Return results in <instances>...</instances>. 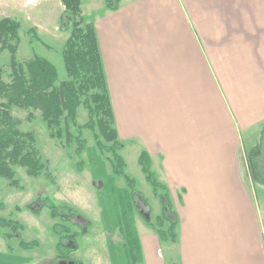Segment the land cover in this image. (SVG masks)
Segmentation results:
<instances>
[{"label": "crops", "instance_id": "1", "mask_svg": "<svg viewBox=\"0 0 264 264\" xmlns=\"http://www.w3.org/2000/svg\"><path fill=\"white\" fill-rule=\"evenodd\" d=\"M104 2L91 22L117 138L138 165L148 154L155 223H173L163 239L138 192L144 264H264V182L247 165L264 144V0Z\"/></svg>", "mask_w": 264, "mask_h": 264}, {"label": "rangeland", "instance_id": "2", "mask_svg": "<svg viewBox=\"0 0 264 264\" xmlns=\"http://www.w3.org/2000/svg\"><path fill=\"white\" fill-rule=\"evenodd\" d=\"M80 1L81 15L86 22L105 13L104 0ZM64 10L61 0H0V20L9 18L18 24L16 38L7 35L0 41V73L4 81L8 82L10 79L11 56L10 48L5 45L15 47V59L18 62L23 64L33 56L45 58L56 68L57 83L67 79L62 49L69 36L71 23ZM3 101L0 97V102ZM10 113L21 132L32 134L33 149L45 169L37 177H32L27 175L25 168L12 166L17 186H11L8 180L0 178V218L21 225L18 230L20 237L11 235L10 228L0 226V256L17 259L14 264H22L20 261L23 264H67L71 261L76 264H122L123 256L113 259L109 254V241L123 242L121 234L111 231L114 227L110 223L114 217L113 212L117 211L116 214L122 220H128L127 215L132 220L135 217L138 225L141 222L139 210L145 214L149 206L152 222L149 226L154 227L155 213L159 209L154 201H150L151 186L145 181L136 162L135 146L125 144L116 151L126 164L124 175H117L112 170V154L101 151L96 144L94 130L83 127L88 122V113L82 105L77 108L75 122H66L71 135L68 138L64 120L61 122V136L51 138L38 111L11 107ZM28 113L32 115L30 119ZM95 132H98L97 125ZM76 136L84 142L79 154L75 151ZM98 138L102 144H109L102 136ZM262 145L260 150V145L252 149L251 144L249 149L252 150L247 152V165L256 182H264V144ZM127 177L133 179L134 191L143 193L149 201L148 206H144L137 198L135 205L139 210L131 214L133 207H129L127 203L131 204L135 193L128 185ZM256 194L259 195L258 190ZM37 199H48L56 206L68 207L74 215L67 221H61L53 218L47 207L34 214L26 207ZM123 203H126L125 207ZM34 206H39V203ZM141 217L142 222H149L145 216ZM54 223H62L74 237L77 249L68 259L56 257L58 237L52 229ZM135 223L132 221L129 225L134 228ZM21 240L34 242L35 245L24 249L19 245ZM137 256V261H132L129 256L124 258V263L144 264L140 252Z\"/></svg>", "mask_w": 264, "mask_h": 264}, {"label": "trees", "instance_id": "3", "mask_svg": "<svg viewBox=\"0 0 264 264\" xmlns=\"http://www.w3.org/2000/svg\"><path fill=\"white\" fill-rule=\"evenodd\" d=\"M61 2L65 8L64 14L68 15L71 23L69 36L62 49L66 80L57 83L56 68L47 59L33 56L22 64L15 59V47L5 45L10 48L11 56L9 81H4L0 73V97L4 100L0 102V178L8 180L11 186L18 185L12 166L25 168L27 175L32 177H37L45 169L44 164L41 163L33 149L32 134L21 132L16 127V121L10 113L11 107L38 111L51 138L61 136L63 132L61 122L64 120L65 134L68 138L71 135L68 133L66 122H75L77 108L82 105L88 113V122L83 127L94 130L93 135L97 146L101 151L112 154L113 172L117 175H124V160L116 153L118 148H121V143L118 141L117 132L114 128L113 113L94 25L91 21L86 22L82 17L80 0H61ZM117 3L118 0H106L107 7L110 9H115ZM17 29L18 24L13 20L1 19L0 41L7 35L16 38ZM27 116L30 119L32 115L28 113ZM96 125L98 132H95ZM99 136H102L109 144H102L99 141ZM75 140L77 143L75 151L79 154L83 150L84 142L80 141L77 136ZM138 162L146 181L157 191L160 185L150 170L148 154L141 152ZM127 181L135 193L131 204L127 203L129 207H133V211H130L131 214V212L138 210L137 205H135L137 198L142 205L147 206V203L137 191H134L133 179L127 177ZM160 198L163 200L165 213L169 211V206L163 195H160ZM37 203L39 206H34ZM123 206L125 207L126 203H123ZM43 207L49 209L53 218H59L61 221H67L74 215L70 208L56 206L48 199H37L28 204L26 208L34 214H38ZM116 213L117 211L113 212L114 217L110 220L114 226L111 231L121 234L123 242L112 243L109 241V254L113 259H116L117 256H123L122 264H125L124 258L129 256L132 261H137L139 243L134 228L131 227V224L129 225L132 223V218L127 215L128 220H122ZM162 218L156 222L157 226L160 227L157 230L158 234L163 239L170 237L173 241L175 238L173 223L167 230H162ZM0 226L10 228L11 235L20 237L18 230L21 229V225L17 222L0 218ZM52 229L58 237L55 246L56 257L70 258L77 249L73 235L62 223H54ZM19 245L26 249L31 248L35 243H27L21 240ZM135 250L138 252L136 253ZM9 258L0 256V264H14L17 260ZM20 262L23 264L22 261ZM67 264H76V262L71 261Z\"/></svg>", "mask_w": 264, "mask_h": 264}, {"label": "flooded vegetation", "instance_id": "4", "mask_svg": "<svg viewBox=\"0 0 264 264\" xmlns=\"http://www.w3.org/2000/svg\"><path fill=\"white\" fill-rule=\"evenodd\" d=\"M137 208H138V207H137ZM138 210H139V208H138ZM139 213L141 214V216H145L146 214H148V212L145 213V214H143L141 210H139ZM148 215H149V214H148Z\"/></svg>", "mask_w": 264, "mask_h": 264}, {"label": "water", "instance_id": "5", "mask_svg": "<svg viewBox=\"0 0 264 264\" xmlns=\"http://www.w3.org/2000/svg\"><path fill=\"white\" fill-rule=\"evenodd\" d=\"M145 218H146V220H149V215L146 214V215H145Z\"/></svg>", "mask_w": 264, "mask_h": 264}]
</instances>
